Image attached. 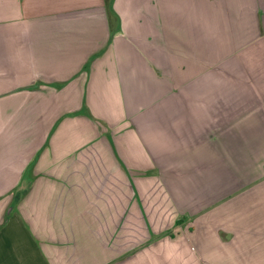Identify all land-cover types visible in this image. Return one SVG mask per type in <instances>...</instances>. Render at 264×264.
<instances>
[{
    "label": "crops",
    "instance_id": "1",
    "mask_svg": "<svg viewBox=\"0 0 264 264\" xmlns=\"http://www.w3.org/2000/svg\"><path fill=\"white\" fill-rule=\"evenodd\" d=\"M0 264H264V0H0Z\"/></svg>",
    "mask_w": 264,
    "mask_h": 264
},
{
    "label": "trees",
    "instance_id": "2",
    "mask_svg": "<svg viewBox=\"0 0 264 264\" xmlns=\"http://www.w3.org/2000/svg\"><path fill=\"white\" fill-rule=\"evenodd\" d=\"M104 2H105V5L107 6V8L110 10L112 0H104Z\"/></svg>",
    "mask_w": 264,
    "mask_h": 264
},
{
    "label": "rangeland",
    "instance_id": "3",
    "mask_svg": "<svg viewBox=\"0 0 264 264\" xmlns=\"http://www.w3.org/2000/svg\"><path fill=\"white\" fill-rule=\"evenodd\" d=\"M20 188H17L15 191H14V194L15 196L13 197V200H16V196L18 195V193L20 192ZM10 208V207H9ZM6 218V217H5Z\"/></svg>",
    "mask_w": 264,
    "mask_h": 264
}]
</instances>
